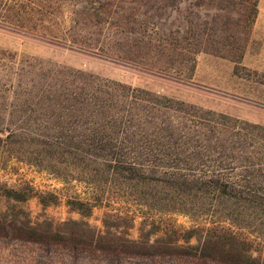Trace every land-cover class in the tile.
I'll use <instances>...</instances> for the list:
<instances>
[{
    "label": "trees",
    "instance_id": "16d2710c",
    "mask_svg": "<svg viewBox=\"0 0 264 264\" xmlns=\"http://www.w3.org/2000/svg\"><path fill=\"white\" fill-rule=\"evenodd\" d=\"M180 1L0 0V29L179 82L190 81L200 51L232 54L233 74L247 80L238 49L226 48V21L220 43L212 25L200 35L164 27ZM208 1L217 15H239L234 0ZM245 1L251 23L257 0ZM261 76L251 101L264 107ZM0 159L85 189L64 195L79 219L33 223L17 204L36 197L44 208L59 196L0 182V238L70 258L264 264V125L0 49ZM94 208L99 229L85 220Z\"/></svg>",
    "mask_w": 264,
    "mask_h": 264
},
{
    "label": "rangeland",
    "instance_id": "374dc122",
    "mask_svg": "<svg viewBox=\"0 0 264 264\" xmlns=\"http://www.w3.org/2000/svg\"><path fill=\"white\" fill-rule=\"evenodd\" d=\"M234 1L233 9H236L239 15L233 12L217 15L214 4L208 0H181L176 7L165 11L161 21L170 31L186 29L196 35L204 33L206 28L212 25L213 29L217 30L212 38L219 40V43L223 36H220L218 29L222 22L226 21L228 32L234 36L231 42H227L226 48H231L232 53L238 49L237 53L239 52L240 58L237 65L241 67L238 72L241 75L245 74L247 80L233 74L232 54L225 57L200 51L195 55L194 70L190 81L179 82L141 71L128 64L41 43L4 29H0V49L13 52L18 56H32L79 69L101 78L144 88L201 108L264 125V107L251 101L256 100L259 95V89L253 85V81L261 79L264 73V0L256 1L255 15L251 23L245 16L248 2ZM219 43L209 45L219 48ZM206 47L210 49L211 46ZM0 161V182L14 187L25 182L34 191L49 192L59 196L56 204H50L44 208H41L36 197H30L25 202L17 204L27 212L31 222L40 221L43 217L54 222L67 218H80L76 212L68 210L64 203V195L69 191H75L83 197L85 189L81 184L72 181L68 188H65V185L58 179L33 166L14 159H0ZM4 208L5 203L0 199V210ZM101 214L102 209L94 208L85 220L90 226L99 229L101 228ZM174 219L182 226L189 224L184 216L175 215ZM136 228L137 223L130 231L131 238L136 237ZM0 264H149V262L110 261L100 257L90 259L86 256L70 258L61 252H52L49 249L0 238ZM157 264L180 263L163 260Z\"/></svg>",
    "mask_w": 264,
    "mask_h": 264
}]
</instances>
